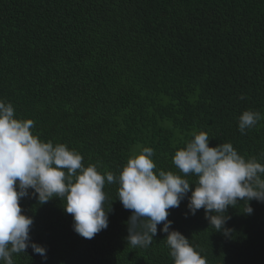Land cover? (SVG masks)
<instances>
[{
    "label": "trees",
    "instance_id": "16d2710c",
    "mask_svg": "<svg viewBox=\"0 0 264 264\" xmlns=\"http://www.w3.org/2000/svg\"><path fill=\"white\" fill-rule=\"evenodd\" d=\"M0 99L34 120L44 141L117 176L143 147L154 149L158 169L178 173L175 151L199 131L210 147L231 142L264 163V120L238 129L243 111L264 114V0H0ZM118 187L106 184L109 226L90 240L73 230L59 198L22 199L46 264H174L163 224L148 248L128 245L132 213ZM187 204L168 219L207 264H264V202L230 206L229 237L203 208L186 217ZM13 260L42 264L31 247Z\"/></svg>",
    "mask_w": 264,
    "mask_h": 264
},
{
    "label": "clouds",
    "instance_id": "9594fccd",
    "mask_svg": "<svg viewBox=\"0 0 264 264\" xmlns=\"http://www.w3.org/2000/svg\"><path fill=\"white\" fill-rule=\"evenodd\" d=\"M246 97L240 96L243 100ZM264 120L258 110H245L238 117L241 134ZM32 119L18 118L11 102L0 99V261L14 264L13 254L31 247L47 262V248L32 241L34 217L25 214L21 201L35 198L44 205L59 198L67 214L73 217V230L85 239H93L109 226L112 204L106 207L105 186L118 184V199L131 211L127 221L128 245L148 248L162 231L174 264H207L198 246L190 243L169 220L170 209L187 197L188 212L204 209L205 219L216 232L229 237L228 208L240 201L264 202V163L256 157L241 155L231 142L210 147L206 131L193 133L184 147L175 151L172 162L178 173L158 169L152 147L133 154L117 176L100 171L98 164L85 166L84 157L65 143L47 142L34 132ZM194 176L190 181L187 177ZM193 185H195L193 189ZM191 192V195L188 194ZM253 208L247 206L246 213Z\"/></svg>",
    "mask_w": 264,
    "mask_h": 264
}]
</instances>
